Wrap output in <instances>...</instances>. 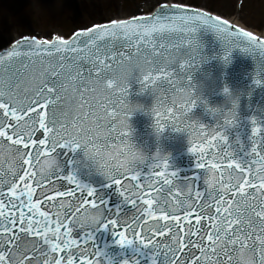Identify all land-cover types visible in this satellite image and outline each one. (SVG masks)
Instances as JSON below:
<instances>
[{
	"label": "snow or ice",
	"instance_id": "1",
	"mask_svg": "<svg viewBox=\"0 0 264 264\" xmlns=\"http://www.w3.org/2000/svg\"><path fill=\"white\" fill-rule=\"evenodd\" d=\"M167 10L173 15L113 20L77 32L68 40L24 37L0 52V151L5 152L4 163L8 164L7 169L0 164V264H23L32 251L27 245L35 242L13 232L18 223L21 232L42 235L44 244L50 245L41 252L45 257L42 264H62L61 258H48L49 252L78 243L72 225L88 212L94 227L82 232L80 242L88 244L98 231L120 226L125 230L112 233L119 237L116 243L138 246L127 238L126 233L131 232L144 249L151 245L150 264H264V153L253 145L254 155L245 165L227 146L223 126L209 128L190 118L192 109L202 102L191 86L192 68L208 59L201 54L197 28L204 26L215 34L225 65L230 63L233 49L252 55L258 64L253 80L257 86L264 84V38L233 29L228 21L197 11L186 2L175 8L168 5ZM140 76L142 85L160 79L170 85L171 96L162 93L160 107L152 109L158 117L156 128L161 132L171 122L176 131H187L192 137L189 151L196 154V168L203 170V191L194 187L199 175L175 184L166 174L168 161L159 152L154 161L160 162L147 164V172L137 167L147 158L127 142L124 129L133 110L127 101L128 83ZM224 91L229 90L225 87ZM233 123L227 115L224 125ZM259 132V125L251 128L253 136ZM58 149L65 157L80 153L85 166L104 177L103 188L117 186L115 192L122 200L115 212L107 207L109 201L102 192L77 179L79 169L72 167L71 158L64 174V167L55 159L61 153ZM161 166L164 171L154 170ZM60 180L75 187L61 190ZM124 180L134 183L124 184ZM37 189L45 201H54L49 192L66 199L53 202L55 213L41 211V199H33ZM121 204L131 205L134 214L119 215ZM197 210L196 220H207L210 233L202 224L195 231L189 225L183 235L179 224H160V220L180 221L181 212L188 219ZM165 233L170 234L167 242L155 239ZM193 236L198 239H191ZM185 248L188 252L177 257ZM193 249L199 250V257ZM77 255L85 257L83 264H99L87 256L99 257L101 251L97 248L89 253L85 247ZM66 264H74L71 251Z\"/></svg>",
	"mask_w": 264,
	"mask_h": 264
},
{
	"label": "rangeland",
	"instance_id": "2",
	"mask_svg": "<svg viewBox=\"0 0 264 264\" xmlns=\"http://www.w3.org/2000/svg\"><path fill=\"white\" fill-rule=\"evenodd\" d=\"M166 1L202 6L264 33V0H0V46L23 34L68 35L77 27L152 9Z\"/></svg>",
	"mask_w": 264,
	"mask_h": 264
},
{
	"label": "clouds",
	"instance_id": "3",
	"mask_svg": "<svg viewBox=\"0 0 264 264\" xmlns=\"http://www.w3.org/2000/svg\"><path fill=\"white\" fill-rule=\"evenodd\" d=\"M92 215L91 212L82 214L78 218V223L81 227H94L93 221L90 219V216Z\"/></svg>",
	"mask_w": 264,
	"mask_h": 264
}]
</instances>
